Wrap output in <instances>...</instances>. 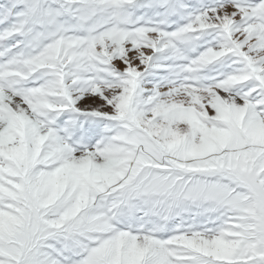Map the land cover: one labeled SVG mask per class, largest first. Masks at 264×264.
<instances>
[{"label":"bare ground","instance_id":"obj_1","mask_svg":"<svg viewBox=\"0 0 264 264\" xmlns=\"http://www.w3.org/2000/svg\"><path fill=\"white\" fill-rule=\"evenodd\" d=\"M135 1L136 7L131 10ZM52 2L59 8L51 6ZM163 2L166 6L161 8ZM20 3L22 7L18 9ZM142 5L147 9L141 10ZM8 14L13 15V20L5 22L0 30L8 41L3 51L18 49L21 42L28 49L25 57L20 56L21 61H13V73L23 79L22 83L30 82L33 77L34 82L41 79L43 82L25 92L23 86L7 79L8 67L0 64V79L7 80L0 84V161L14 164V173L22 181L15 184V189H19L33 212L32 218L28 211L13 217L0 216L3 241L8 242L13 232H22L21 228L27 232L35 227L37 218L43 224L46 213L55 212L65 218L72 212L73 202H84L81 196L86 194L87 184L78 183L79 175L89 177L87 183L95 191H104L95 182L99 173L93 172L101 169L107 173L119 157L120 163L126 164L138 144L150 149L146 135L165 143L185 139L190 151L181 150V157H194L198 155V147L204 144L202 137L213 131L212 126L224 123L230 131L213 134L220 142L213 150L225 147L228 165L239 171L245 169L240 155L246 142L264 143V117L245 100L244 93L239 96L229 93L250 76L249 71L239 68V61L255 63L264 70V0H5L0 5V18L5 19ZM217 28L222 32L211 40L214 45L201 49V43L210 41L205 38L208 33ZM21 29L26 31L25 38L16 41L17 30ZM32 47H36L34 51ZM222 56L223 63H211L215 59L220 61ZM49 76L52 77L45 81ZM261 79L264 82V75ZM126 112L137 125L128 132L119 131L117 137L123 144L116 143V137L109 138L103 150H95L98 142L95 135L99 132L93 118L123 117ZM36 113H44L54 124L56 129L43 130V136L56 151L52 156L66 166L69 175L64 172L57 178L40 172L35 166L43 160L40 146L29 140L15 147L12 138L15 135L2 134L15 128L22 131L19 136L25 139V128L35 130L41 126ZM207 118L219 121L210 123ZM201 122H208L211 127ZM130 123L124 122L123 126L128 128ZM240 128L247 132V138H241ZM138 159L147 161L142 154ZM78 162L87 163L82 174L71 169ZM115 181V177H107V183ZM5 191L9 196L10 192ZM32 199L38 204L37 214ZM193 204V207H206L210 219L221 215L215 212L213 204L200 199ZM96 211L92 216L100 220L99 225L106 224L102 214ZM245 218V215L244 221L237 218L235 237L249 241L254 231L244 227V223L248 225ZM224 231L201 245L187 242L189 251H202L211 264L220 261L231 264L235 242H227ZM142 247L143 251H153L155 258L161 256L158 262L148 260L145 264H166L160 246L147 243ZM42 249L34 260L38 264H54L48 263L47 253ZM118 256L125 257L129 263L126 254ZM111 259L112 263L116 261L115 257Z\"/></svg>","mask_w":264,"mask_h":264},{"label":"rangeland","instance_id":"obj_2","mask_svg":"<svg viewBox=\"0 0 264 264\" xmlns=\"http://www.w3.org/2000/svg\"><path fill=\"white\" fill-rule=\"evenodd\" d=\"M1 2L4 4L5 0H0V5ZM135 3L136 1L131 5V10L136 7ZM51 6L59 8L53 2ZM165 6L166 2L160 4L161 8ZM21 7L20 3L17 8L21 9ZM140 8L147 9L144 5ZM14 17L16 19V16ZM11 19L13 20V15L9 14L5 19L0 18V30L5 22H10ZM37 28H40V25H37ZM219 32H222V29L217 28L209 32L205 38L210 41L201 44L199 42L197 45L200 44L201 49L214 45L213 39ZM17 33L19 34L14 35L16 41L25 38L26 31L21 29V31L17 30ZM217 40L221 41L220 37H217ZM6 42L8 41L0 33V53H2L0 64L8 67L7 79L14 80L13 82L16 81L18 85L23 86L25 92L43 82L42 79L34 82L36 79L33 77L34 80L30 78V82L22 83L23 79L13 73L15 69L13 61H21L20 56L25 57L28 49L22 46L21 42L18 49L3 51ZM35 48L32 47V51ZM231 56L234 59L237 58V55ZM224 58L222 56L220 61L215 59L211 63H223ZM228 60L231 63V59ZM237 65L249 71L250 76L241 84L231 88L229 93L235 96L244 93L245 100L254 105L255 112L260 117H264V82L261 79L264 70L257 68L255 63H247L245 60L239 61ZM228 70L231 71V68ZM50 77L52 76L47 77L45 81ZM5 81L7 80L0 79V84L3 85ZM242 85L244 87L240 89ZM227 108L229 109V106ZM36 114V118L41 121V126L35 130L25 128L23 131L25 139L19 136L22 131L15 128L2 134L15 135L12 136L15 138L13 144L15 147L29 140L34 145H39L40 157H43V160L37 161L35 166L40 172L43 171L46 175L57 178L64 172L69 175L66 166L52 156V153L55 154L56 151L50 145L49 139L43 136V130L56 129L54 124L49 122L44 113ZM125 114L123 117L113 116L112 119L101 115L93 118L96 122V130L99 132L98 136L95 135L98 139L94 145L95 150H103L110 141L109 138L116 137L115 142L123 144V141L118 140L117 137L119 131L128 132L137 125L131 114L127 112ZM206 120L210 123L219 121L215 118ZM124 122H131L130 126L124 127ZM208 122H206L207 125H209ZM202 124L205 127H211ZM211 128L213 131L206 133L201 139L204 144L198 147V155L195 154L192 157L185 154L187 158H182L180 154L181 150L190 151L185 139L180 138L177 142L175 140L165 143L159 138L146 135L145 139L151 143L150 149L138 144L134 155L126 161V164L120 163L119 157L118 161L113 159L115 162L111 164L107 173H102L101 169L93 172L96 175L99 173V180L95 182L104 187V191H95L93 185L87 183L89 177L79 175L78 183L81 186L87 184V187L85 186L87 192L81 196L85 201L73 202L72 212H68V217L67 215L65 218L60 217L55 212L46 213L43 224L40 218H37L35 227L27 232H23L25 228H21L23 233L13 232L8 242L0 239V264H38L34 259L42 248L47 253L48 263L54 264H145L148 260L152 263H155V260L158 262L161 256L155 258L153 251H143L142 246L145 247L147 243L160 246L166 264H211L208 255L202 251L191 250V253L187 242L194 241L193 245L204 244L203 242H207L208 238H215L222 230H225L223 233L227 242H235L233 257L229 263L264 264V181L262 179L264 143H252L250 140L246 142L243 147L245 151L240 155V161L245 169L239 171L234 166L228 165L226 159L228 150L225 147H220L217 151L213 150L216 143L217 145L220 143L213 134L229 132V127L224 123H218ZM103 129L104 135H102ZM240 135L241 138H247V132L245 130L242 132L241 128ZM67 139L71 140L72 137ZM140 154L145 156L147 161L139 162ZM86 165V162L82 164L78 162L71 169L74 173L82 174L85 172ZM8 168L10 170H7ZM14 172V164L11 161L8 164L0 161V216L13 217L18 212L28 211L32 218L33 212L22 198L24 196L19 194V189H15V184H21L22 181ZM110 176L116 178L112 184L107 183V177ZM23 186L26 189L25 185ZM5 190L10 192L9 196ZM234 198L237 200L229 204ZM196 199L213 204L215 212H221V215L216 214L215 218L210 219L206 207H193ZM33 200L32 206L37 214L38 204ZM96 209L105 218L106 224L99 225L100 220L92 216ZM244 215L248 220L245 221L248 225L244 223V227L247 229L249 226L254 231L249 241H242L235 237L238 226L236 220L238 218L244 221ZM51 220L59 221L60 224L55 225L50 222ZM194 236L196 238L193 239ZM119 254H126L130 258L129 263L125 262L123 259L125 257L118 256ZM112 257L116 259L113 263ZM220 264L225 262L220 261Z\"/></svg>","mask_w":264,"mask_h":264}]
</instances>
